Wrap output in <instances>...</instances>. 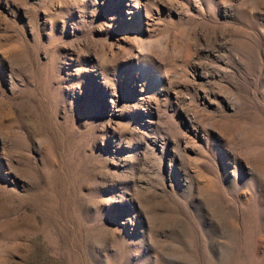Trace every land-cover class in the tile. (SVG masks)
Segmentation results:
<instances>
[{"label": "rangeland", "instance_id": "1", "mask_svg": "<svg viewBox=\"0 0 264 264\" xmlns=\"http://www.w3.org/2000/svg\"><path fill=\"white\" fill-rule=\"evenodd\" d=\"M0 264H264V0H0Z\"/></svg>", "mask_w": 264, "mask_h": 264}]
</instances>
